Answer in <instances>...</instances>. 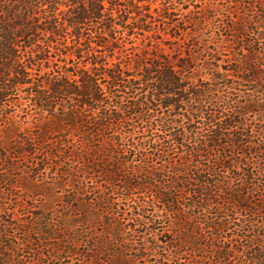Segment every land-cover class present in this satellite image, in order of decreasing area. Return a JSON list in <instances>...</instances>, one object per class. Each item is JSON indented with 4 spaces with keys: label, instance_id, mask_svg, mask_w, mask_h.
<instances>
[{
    "label": "trees",
    "instance_id": "16d2710c",
    "mask_svg": "<svg viewBox=\"0 0 264 264\" xmlns=\"http://www.w3.org/2000/svg\"><path fill=\"white\" fill-rule=\"evenodd\" d=\"M262 44L264 0H0V264H133L108 237L119 244L134 196L132 232L149 234L147 194L172 216L179 261L187 247L189 264H264V165L235 160L264 163L242 119L264 110L219 95L230 71L264 84ZM52 168L61 210L25 220L26 200L55 199L36 184Z\"/></svg>",
    "mask_w": 264,
    "mask_h": 264
},
{
    "label": "rangeland",
    "instance_id": "374dc122",
    "mask_svg": "<svg viewBox=\"0 0 264 264\" xmlns=\"http://www.w3.org/2000/svg\"><path fill=\"white\" fill-rule=\"evenodd\" d=\"M204 37H209V31H204ZM213 34V33H212ZM214 39V37H212ZM215 40V39H214ZM257 51V58H258V73L261 74L264 78V44L255 47ZM227 52L222 53L221 58L225 61L227 59L226 57ZM205 56V55H204ZM238 60L243 61L245 56L242 54H238ZM239 67V64L237 62H231V65L228 64H222L221 69H237ZM199 68V67H198ZM224 72V71H222ZM226 75H228L226 77ZM226 79V87H223L220 85V97L225 101H228L229 104H232V106H235V103H244L246 100H253L254 102L260 104L261 107H259L256 110H264V84L262 82L258 84L254 83H247L240 81V78L243 77L246 79V74H237L232 73L231 71L227 74H223ZM223 104V102H222ZM222 110H232V108H227V106L222 107ZM214 110V109H213ZM221 110V109H219ZM261 115V116H259ZM242 118V117H241ZM247 125V128L250 129L252 140H254L255 143L261 142L260 144H264V114L261 113H249L245 117L242 118ZM182 125L186 126L185 121L180 122ZM141 127V126H140ZM199 130L204 132L205 127L202 125H198ZM144 140L149 139L151 136L149 133L144 132ZM160 135V132L158 130L153 132L152 137L158 138ZM175 158L177 159V155H175ZM235 160H242V161H248L249 163L254 164V168L257 171L259 167H262L264 163L258 159V157L254 155H250L247 157H237ZM155 165L158 168L164 169L165 162H154ZM153 163V164H154ZM54 169H49L45 173L39 175L37 185L38 186H50V188H53V196L52 193H42V195L30 198L26 200L29 207L26 208L24 212L25 220L32 216L36 215H42V214H48V216L55 218V214H53V209L60 211L61 207L59 206V198L62 195H65V190H61L56 188L55 185H53L54 182L58 181V177L56 176ZM222 175V172L219 173ZM24 178H26V175H23ZM225 177H228L227 175ZM232 185H236L237 181L232 179V176L230 175L227 179ZM53 185V186H52ZM238 185V184H237ZM43 192V191H42ZM28 195V192L26 190H15L13 191V197L10 199V206L14 207L16 204L21 201V198L26 197ZM31 196V195H28ZM145 206L146 210L148 211V218L146 223H149L150 220H156V224L154 226L149 225L151 229H149V234H146L145 237L140 238L136 233H133V227L135 226V223L133 224L132 221H129V218H131L130 212L133 210V208L136 205V196L133 197V199L129 200L126 204H123L120 206L122 215H120V211L118 215L119 223L122 227H124L125 234L121 237H119V244H116L113 237H108L111 246H114L115 248L119 249V246L121 248L126 249L123 251V256L125 258H132L134 259L133 264H157L158 261H161L162 264H189V261L193 258L192 255L187 253V247L186 249H181L182 253L180 258L183 260L179 261L177 259V254L175 253V249L178 246L182 247L179 243L178 237L175 234H171V230H174L175 227H173V219L172 216H170L168 213H165L161 209V204L158 203L155 200H152L149 194L145 195ZM57 198V199H56ZM119 199V198H118ZM22 202V201H21ZM23 204V203H22ZM180 204L183 205L181 202ZM52 215V216H51ZM262 215L258 214L255 219H253L255 222L260 223ZM132 227V228H131ZM120 228V226H118ZM101 229L98 228V232H100ZM151 232V233H150ZM171 242V243H169ZM66 243H63L62 246H66ZM144 244L147 246V248H150L152 252L150 251H144L145 247ZM83 249V248H81ZM44 250V251H43ZM128 250V251H127ZM132 250V251H130ZM49 250L47 248H43L42 252L44 254H47ZM179 255V253H178ZM75 257V258H74ZM72 258H66L64 260H57V264H76L79 262H82L81 257L74 256ZM143 257V258H142ZM244 260V257L239 258L240 264ZM207 259H205L203 262L204 264H208L206 262ZM105 261V260H104ZM202 262V264H203ZM235 263V261L232 262V264Z\"/></svg>",
    "mask_w": 264,
    "mask_h": 264
}]
</instances>
